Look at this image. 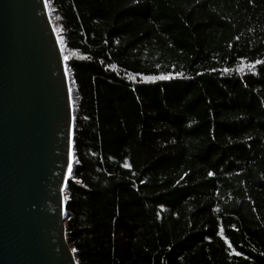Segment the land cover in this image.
Masks as SVG:
<instances>
[{"label": "trees", "instance_id": "1", "mask_svg": "<svg viewBox=\"0 0 264 264\" xmlns=\"http://www.w3.org/2000/svg\"><path fill=\"white\" fill-rule=\"evenodd\" d=\"M45 1L78 264H264V0Z\"/></svg>", "mask_w": 264, "mask_h": 264}, {"label": "water", "instance_id": "2", "mask_svg": "<svg viewBox=\"0 0 264 264\" xmlns=\"http://www.w3.org/2000/svg\"><path fill=\"white\" fill-rule=\"evenodd\" d=\"M73 106L45 0H0V264H78L64 189Z\"/></svg>", "mask_w": 264, "mask_h": 264}, {"label": "rangeland", "instance_id": "3", "mask_svg": "<svg viewBox=\"0 0 264 264\" xmlns=\"http://www.w3.org/2000/svg\"><path fill=\"white\" fill-rule=\"evenodd\" d=\"M51 18H52V20H53V22H54L55 17H54L53 14H51ZM54 27H55V24H54ZM59 38H60V37H59ZM60 40H61V38H60Z\"/></svg>", "mask_w": 264, "mask_h": 264}, {"label": "snow or ice", "instance_id": "4", "mask_svg": "<svg viewBox=\"0 0 264 264\" xmlns=\"http://www.w3.org/2000/svg\"><path fill=\"white\" fill-rule=\"evenodd\" d=\"M152 79H155V77H153ZM209 175H212V173H209ZM237 255H239V253H236Z\"/></svg>", "mask_w": 264, "mask_h": 264}]
</instances>
